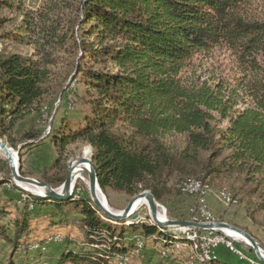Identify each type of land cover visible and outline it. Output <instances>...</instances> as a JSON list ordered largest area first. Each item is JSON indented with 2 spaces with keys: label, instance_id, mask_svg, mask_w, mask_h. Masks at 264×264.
<instances>
[{
  "label": "trees",
  "instance_id": "16d2710c",
  "mask_svg": "<svg viewBox=\"0 0 264 264\" xmlns=\"http://www.w3.org/2000/svg\"><path fill=\"white\" fill-rule=\"evenodd\" d=\"M248 1L46 0L30 10L24 0H0V30L11 25L0 41L28 48L24 54L0 52V138L12 141L9 133L41 114L59 79L74 72L86 81L91 116L51 140L61 153L76 142L91 147L102 193L135 197L149 191L159 203L171 178L236 177L251 199L261 200L253 212H263L264 20L248 16ZM217 47H227L242 70L233 91L186 75L197 55ZM240 94L248 100L245 109L238 108ZM42 132L30 128L21 141ZM171 133L184 137L181 150L165 143ZM20 174L25 176L21 166ZM74 195L52 201L80 211L86 247L65 251L58 264H119L118 257H131L135 249V243L130 250L123 246L126 235L161 239L166 233L146 222L111 226L91 199ZM4 213L0 208V239L15 252L29 231L28 206L14 220L13 236ZM101 233L112 238L108 251L93 247L90 236ZM166 236L170 244L186 242ZM207 264L221 263L215 258Z\"/></svg>",
  "mask_w": 264,
  "mask_h": 264
},
{
  "label": "rangeland",
  "instance_id": "374dc122",
  "mask_svg": "<svg viewBox=\"0 0 264 264\" xmlns=\"http://www.w3.org/2000/svg\"><path fill=\"white\" fill-rule=\"evenodd\" d=\"M45 1L46 0H24V3L27 9L37 10ZM245 9L250 18L264 20V0H249ZM10 29L11 25L8 24L4 29L0 30V34ZM2 51H4L5 54H24L28 51V48L16 45L11 41H0V52ZM260 61L264 64V57H261ZM74 75L75 73L71 72L67 74L66 77L63 76V78L59 79V84L57 83L56 85L57 92L52 99L50 98L51 100L47 104V108L43 110L41 114L30 116L25 121L19 123L16 128L9 133L12 141L8 142V138H0V140L18 154L19 169L21 166L22 172L25 175L24 177L35 179L41 183L51 181L53 183L51 186L54 189L61 188L62 185H58V180L67 177L69 164L73 160L83 157L82 155L85 149L89 148L91 150V159L93 157L92 149L85 143L76 142L74 144H69L61 153V150L55 147L51 140L54 136V138H58L61 136V133L68 132V129L71 127L77 128L82 126L85 119L91 116V107L86 103V101L89 100L86 81L81 75L77 77H74ZM186 75L188 77H199L202 81H207L211 86L222 83L224 85V90L233 91L236 86H238L239 80L242 77V70L236 58L227 47H217L197 55ZM72 78H76L77 82L74 80L72 81ZM75 95L79 98V102L76 105ZM247 102L248 100L240 94L238 108L245 109L248 106ZM30 128H36V130L43 132L36 140L22 142V134ZM65 129L66 131H64ZM164 141L173 150H181L185 143L183 136L172 133L167 134ZM9 143L14 144V147ZM20 152L22 154V159L19 157ZM62 168H64V171H62ZM86 175L87 174H85V177L88 179V175ZM200 178L205 182L199 180ZM182 180L184 179L171 178L167 185V189H165L164 197L159 202V212H163L168 220L207 221L206 218L199 213V207L201 206L199 197L184 191V187H182L188 182H200L204 186V191L206 192L204 204L206 205V211L212 217L210 221L225 222L242 229L253 236L256 241L264 247V211L253 212L257 209L256 206L261 203V200L251 199L250 196L247 195L249 189L243 187L241 178L238 179L234 177L229 179L225 177H209L204 179L202 176H194L193 178L181 182ZM0 183L3 184L0 188V208L5 210L1 218L5 225H10L12 220L20 216L27 205L30 206L28 210L31 209L33 205H35V198L39 196L16 184L12 177L7 158L4 157L1 152ZM86 186L87 185L83 181L79 180V182L75 184L74 196L78 199L89 201L91 199L90 191L88 186ZM229 191L236 198H234ZM223 192L230 195L236 202H231L232 204L227 202L223 197ZM104 196L108 206L116 212L123 211L133 198L125 193L112 190H108L107 195L104 194ZM22 205L24 207H22ZM9 209L11 211H9ZM106 219L111 222V226H117L119 228H128L130 224L140 222L154 225L150 218L147 204L141 205L126 221H121L123 223L114 222L108 218ZM69 220H71V218H69ZM181 233L182 232L178 230H166V234L169 236H177L181 235ZM9 234L13 236L12 233L9 232ZM218 235L223 236L221 234ZM94 236H96L99 246L107 244L108 240L106 238L100 237L97 234H94ZM136 237L137 236H135V238ZM61 241L62 239L60 237V240H55L54 242ZM231 241L234 243L235 248L242 253L246 259L254 264H263L258 260L253 249L247 244L233 239H231ZM111 244L112 242L109 243V248ZM186 245L187 244L182 243L172 244L175 248L173 252H170L169 250L171 249L166 246L167 249H169L168 251L165 250L166 256L161 255L166 259H175L180 249L188 248L183 247ZM30 247V249L44 250V246L39 243L30 244ZM191 249L198 263L203 264L200 259L202 256L201 251L194 246H192ZM214 253L216 254V250ZM14 254L15 252H13L11 245L6 241L0 242V264H19L17 261L22 258L18 259V256ZM213 258L217 257L215 256ZM134 259L135 257L132 258V262ZM117 261L119 262V257ZM124 264H131V261L127 260Z\"/></svg>",
  "mask_w": 264,
  "mask_h": 264
},
{
  "label": "crops",
  "instance_id": "0c3cea01",
  "mask_svg": "<svg viewBox=\"0 0 264 264\" xmlns=\"http://www.w3.org/2000/svg\"><path fill=\"white\" fill-rule=\"evenodd\" d=\"M22 207L24 206L22 205ZM9 211L11 210L9 209ZM29 214V231L23 235L20 240L19 249L14 254L18 256V259L22 258L17 261L19 264H58L65 251L73 250L78 252L85 249V236L80 227V221L83 216L72 204L58 205L51 200L43 203L35 202V205L29 209ZM14 220H12L10 225H6L8 231L12 234L14 232ZM58 235L62 239L61 242L51 240ZM166 235L165 233L161 239L155 237L144 238L145 249L141 256L136 255V257L134 252L131 253L132 250L129 252L131 253V264H199L191 249V244L183 246L188 248L180 249L175 259L164 258L161 254L165 250H169L166 246L171 249L169 250L170 252L175 250L172 244L164 242L167 238ZM135 236L138 235L130 234L126 237L123 246L127 250H130L135 243ZM0 242H3V240L0 239ZM33 243L43 245L44 250L30 249L31 247L28 248L29 250H26V246ZM215 256L221 264H254L246 259L240 258L223 245L216 249ZM133 257L135 259L132 262Z\"/></svg>",
  "mask_w": 264,
  "mask_h": 264
},
{
  "label": "water",
  "instance_id": "95a60500",
  "mask_svg": "<svg viewBox=\"0 0 264 264\" xmlns=\"http://www.w3.org/2000/svg\"><path fill=\"white\" fill-rule=\"evenodd\" d=\"M91 148V147H90ZM0 149L5 154L7 161L9 163V168L12 174V177L16 184H23L36 187L38 189H43V195L39 196L42 198L57 200V201H70L73 195V173H74V165L72 163L69 164L67 177L65 182L61 186L60 189H54L49 184L41 183L35 179L24 177L20 174L19 164H18V154L14 152L7 144H5L2 140H0ZM16 160V161H15ZM75 164L77 166L87 165L88 168L84 170V172L88 175L89 181V191L91 201L94 206L102 213L103 216L108 218L114 222L126 221L130 216L134 214V206L138 201L145 200L147 202L150 218L154 225L158 228L170 229V230H180V229H195L200 231H211L216 232L218 234L224 235V230H229L239 234L243 237L247 242L248 246L251 247L258 258V260L264 264V247L256 241V239L251 236L246 231L239 229L235 226H232L225 222H199V221H177V220H168L165 217L164 221L159 219V203L153 196V194L149 191H145L143 193L138 194L133 197L132 200L128 203V205L124 208L123 211H113L107 204L106 198L102 193L98 180L96 169L92 159H87L85 157L77 158L75 160ZM19 186V185H18ZM97 190L103 196V201L100 200L97 196ZM228 238V237H227Z\"/></svg>",
  "mask_w": 264,
  "mask_h": 264
},
{
  "label": "bare ground",
  "instance_id": "6f19581e",
  "mask_svg": "<svg viewBox=\"0 0 264 264\" xmlns=\"http://www.w3.org/2000/svg\"><path fill=\"white\" fill-rule=\"evenodd\" d=\"M0 152L5 156V154L3 153V151L0 149ZM83 157L87 158V159H91V150L89 148L85 149L83 151ZM80 158V157H79ZM16 161V160H15ZM73 165H74V173H73V186L75 188V184L77 182H79V180L83 181L87 186H88V189H89V181L88 179L85 177V172L84 170L86 168H88L87 165L83 164V165H80V166H77L75 164V160H73L71 162ZM87 176V175H86ZM18 185L30 192H32L33 194L37 195V196H42L43 195V192L44 190L43 189H38L36 187H33V186H29V185H23V184H19ZM86 186V187H87ZM184 187L183 190L184 191H187V192H190L191 191H199L200 190V187H201V190L204 191V186L200 183V182H188L186 184H184ZM97 196L100 200L103 201V196L100 194V192L97 190ZM223 197L226 199L227 202L231 203V202H236L234 199H232L230 197V195L226 194L223 192ZM104 202V201H103ZM147 202L145 200H142V201H138L135 206H134V213L140 208L141 205H146ZM232 204V203H231ZM161 211V210H160ZM206 214H208V212L206 211ZM159 219L161 221H164L165 220V216H164V213L163 212H159ZM224 233L226 234V236H228L229 238L235 240V241H240V242H243L247 245L248 242L243 238L241 237L239 234L235 233V232H232V231H229V230H224ZM98 236L100 237H104L108 240V242H112V238H107L106 235L104 233H101V234H97ZM177 235V234H176ZM174 238H180V239H183L185 240L186 242L182 243V244H189L188 242H191L192 243V246H194L196 249H199L201 251V262L203 263V253H202V250L198 247V243H197V240H195V236L193 234H189V233H181V235H177V236H173ZM90 239L94 241V243H96L95 245L93 244V247L97 248V249H100V250H110L109 248V243L107 242L106 245L104 246H99L97 244V239H96V236H90ZM51 240H60V236H55L53 239ZM134 242H135V249L134 250V254L135 256H139L140 254H142L141 252L145 249V240L144 238H142L141 236H137L136 238H134ZM101 245V244H100ZM162 255L163 256H166V252H162ZM134 256V255H133ZM136 256V257H137ZM211 259H215L213 257H208L207 258V261L205 262V264H207ZM127 260H130L131 261V258L129 256H125V257H119V263L120 264H124L125 261Z\"/></svg>",
  "mask_w": 264,
  "mask_h": 264
},
{
  "label": "built area",
  "instance_id": "2783aa9c",
  "mask_svg": "<svg viewBox=\"0 0 264 264\" xmlns=\"http://www.w3.org/2000/svg\"><path fill=\"white\" fill-rule=\"evenodd\" d=\"M49 132H50V129H49ZM73 193H74V190H73ZM191 195L199 197V202L201 205L199 207L200 208L199 213H201L202 216L206 218L207 221L205 222H214V221H210L212 217L206 214V205L204 204L205 198H206V192L201 190V187H200L199 191H191ZM28 208H30V206H28ZM178 231H181L182 233L193 234L195 236V240H197L198 247L202 250V253H203V264H205L208 257H215L214 252L221 245L225 246L231 252L237 254L240 258L246 259L245 256H243V254L240 253L235 248L234 243L231 241V239L225 237L224 235L220 236L216 232L200 231V230H195V229H180Z\"/></svg>",
  "mask_w": 264,
  "mask_h": 264
}]
</instances>
